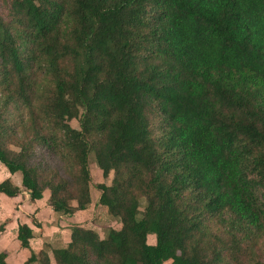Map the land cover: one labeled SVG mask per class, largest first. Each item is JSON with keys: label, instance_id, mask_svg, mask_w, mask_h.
Wrapping results in <instances>:
<instances>
[{"label": "trees", "instance_id": "16d2710c", "mask_svg": "<svg viewBox=\"0 0 264 264\" xmlns=\"http://www.w3.org/2000/svg\"><path fill=\"white\" fill-rule=\"evenodd\" d=\"M4 2L0 163L22 186L0 195L49 192L73 217L92 203L94 152L121 225L107 239L74 226L26 264H249L264 241V0ZM41 151L72 178H49ZM33 233L19 227L21 248Z\"/></svg>", "mask_w": 264, "mask_h": 264}, {"label": "rangeland", "instance_id": "374dc122", "mask_svg": "<svg viewBox=\"0 0 264 264\" xmlns=\"http://www.w3.org/2000/svg\"><path fill=\"white\" fill-rule=\"evenodd\" d=\"M4 6H5L4 0H0V14L3 12ZM42 85H45V86H43V88H41L42 91L53 90L51 83L48 81L43 83ZM12 110L17 114L20 113V111H17L16 108H14ZM70 125L74 129L81 130L80 124L78 123L77 120H73L72 122H70ZM15 140L16 139L10 137L9 140L6 139V143H7L10 150H13L15 152H20L21 148L19 147V144H17ZM38 158L41 160H44L45 162H42L40 160L35 159L37 162L45 163V165H48L49 167H51V170L48 171L49 178H52L53 173H58L59 174L58 176H60V177L72 178L73 171L71 172L69 170V168L72 165L68 160L63 161L61 158L59 160H57L55 157L49 158L43 154V151L40 152ZM89 169H90V174H91L90 192H91V195H92V198L94 199V201H92L91 205L88 206L85 214L81 215L82 217L80 216L79 220H81V224L83 223L82 225L90 227V229H88V230H92L95 233L101 234L102 236H104L111 229H118V230L121 229L120 222L116 218L111 217L110 214L108 213L107 209L102 207L99 204V199L101 196L99 186L102 184H106L108 186H111L113 183V180H114V173H111L107 179L103 177V174H102V172L98 166V163L96 160V155L94 152H92L89 156ZM8 179H10L18 187L22 186V175H20V174L11 175L9 173V171L0 163V182L6 181ZM27 194L28 193L25 192V194H23L24 196L20 197L16 201L13 200V202L11 203L12 209L3 208L2 206H0V224H1L0 229L4 227L3 222L7 220L6 218H9V220H12L14 222H15V220H20V219H18L20 217L19 214H23V215L25 214V216H27V218L29 217L30 221L32 223H34L35 226H37V225L40 226V224L38 223V220L35 218V216L38 213L37 208H36V211H34L35 210L34 207H29L26 204L27 199L24 197H26ZM45 194H46V198H49L50 193L46 192ZM29 200H31V199L29 198ZM47 202L49 203L48 199H47ZM146 206H147V203L144 199L141 201V204H140L139 218L142 217ZM28 214H30V215L28 216ZM11 223L9 224V226L11 225ZM37 230L38 231L36 232V234H37L36 238H38V239H40L39 237L43 238L44 235L47 234L46 230H42L40 228ZM50 234H51V232L48 233V236ZM60 235H62V234L60 233ZM60 235H58V236H60ZM18 243L21 246V243L20 242H18ZM64 243L65 242H64L62 236H61L60 240H58V241H55V238H54L53 244L50 245V247H51L50 250L55 249V248L59 249V248L63 247ZM155 243H156V237H150L149 238V244H155ZM19 248L20 247H17V250ZM8 250H10V249H8ZM14 251H15V248L13 247V252ZM33 253L34 252H31V255ZM12 255H14V254H12ZM52 262L54 263V259H52ZM249 264H264V241L261 243V245L258 244L253 249V251L250 255V258H249Z\"/></svg>", "mask_w": 264, "mask_h": 264}, {"label": "crops", "instance_id": "0c3cea01", "mask_svg": "<svg viewBox=\"0 0 264 264\" xmlns=\"http://www.w3.org/2000/svg\"><path fill=\"white\" fill-rule=\"evenodd\" d=\"M23 194H21L19 197L14 199L8 198L5 195H0V206H2L3 208L12 209L11 203L13 202V200L16 201L20 197L24 196ZM27 195L26 197H24L27 199L26 204L29 207H34L35 209L34 211H36L37 208L38 213L35 216V218L38 220L40 226L39 225L35 226L34 223L30 221L29 217L27 218V216H25V214L24 215L19 214L20 217L18 219L20 220H15V222L9 220V218H6L7 220L3 222L4 224L3 230L2 231L0 230V241H1L0 252L5 253L7 255V262L9 264H26L31 256V252H34V254L37 255L42 251H47L49 253L51 251L49 246L53 244L54 238L55 241H58L60 240L61 236L63 237V240L65 242L63 247L61 248H66L71 242V233H72V228L74 226H80L85 229H90V227L82 225L83 223L81 224V220H79L80 216L85 214L87 209L85 211H80L76 213L73 217H68V216H64L63 214L54 212L51 209L49 203L47 202V199L49 201V198H46V195L43 198V200L36 202H32L31 200H29L30 196ZM92 201H94L93 198ZM29 215L30 214H28V216ZM10 223L11 225L9 226ZM21 225H27L34 232L33 233L34 238L31 241V251L21 248V246L18 243L19 240L17 238V235H18L19 227ZM39 228L47 231V234L44 235L43 238L39 237L40 239L36 238L37 236L36 232L38 231L37 229ZM49 232H51V234L48 236ZM60 233L62 235H60ZM108 233L104 236H102L101 234L98 235L101 237V239H107ZM13 247L15 248L14 252H13ZM17 247L20 248L17 250Z\"/></svg>", "mask_w": 264, "mask_h": 264}]
</instances>
